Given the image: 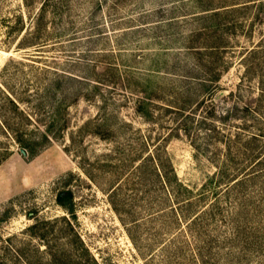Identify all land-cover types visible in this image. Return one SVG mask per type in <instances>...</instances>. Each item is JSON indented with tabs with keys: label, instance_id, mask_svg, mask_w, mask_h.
I'll return each mask as SVG.
<instances>
[{
	"label": "rangeland",
	"instance_id": "374dc122",
	"mask_svg": "<svg viewBox=\"0 0 264 264\" xmlns=\"http://www.w3.org/2000/svg\"><path fill=\"white\" fill-rule=\"evenodd\" d=\"M53 1L60 14L51 24L49 10L46 20L55 46L28 52L15 47L5 22L27 18L42 0H0V72L13 60L87 77L88 85L99 78V88L86 86L67 111L62 138L36 156L22 154L0 131V159L6 157L0 180L7 189L0 200V264H84L89 256L98 264H203L198 248L205 264H264V197L251 191L225 197L222 214L188 228L172 191L152 182L143 166L158 153L195 193L215 172L211 147L199 153L165 108L205 95L199 116L213 105L225 110L239 89L243 102L256 97L264 75L245 76L242 58L264 34V19L255 9L234 12L236 24L204 18L206 9L245 0ZM208 42L223 47L207 55ZM257 69L264 71L263 61ZM211 70L220 78L209 96L186 79H207ZM145 94L152 100L149 121L135 112ZM67 192L70 210L57 202ZM213 201L209 195L195 212Z\"/></svg>",
	"mask_w": 264,
	"mask_h": 264
},
{
	"label": "trees",
	"instance_id": "16d2710c",
	"mask_svg": "<svg viewBox=\"0 0 264 264\" xmlns=\"http://www.w3.org/2000/svg\"><path fill=\"white\" fill-rule=\"evenodd\" d=\"M60 7L53 0H42L34 12H28L27 18L19 14L14 24L5 22L8 23V35L13 37L11 39L17 38L15 47L27 49L28 52H42V49L55 46L51 45L53 34L46 16L50 10L53 17L50 23L53 24L54 17L60 14ZM238 9L249 12L255 9L257 18L264 19V0H245L206 9L208 13L204 18L217 19L224 16L236 24L233 14ZM227 22L217 23L214 29L226 26ZM222 47L218 42H208L202 46L207 55L218 54ZM242 61L246 67L245 76L263 77L264 71L257 68L264 62V34L257 44L246 50ZM23 66L22 62L11 60L0 72V131L33 157L53 140L62 138L68 127L69 107L79 101L81 93H87L86 86L98 89L99 85L95 83L100 80H92L93 83L88 85L90 78L64 70L34 64H29L28 69ZM207 75V79L193 76H186V79L196 80L197 86L202 87L209 96L212 83L220 78V72L211 70ZM260 83L257 96L250 97L249 102L241 100L244 98L241 89L236 95L231 93L230 96L235 98L233 104L221 112L216 111L213 105L208 112L197 116V109L205 104V95L193 105L186 101L178 107L165 108L166 112L174 115L175 130H182L185 135L192 137L199 153L208 155L207 151L211 147L213 151L210 152V159L216 165L215 172L195 193L177 179L169 163L160 158L158 153L156 156L149 154L145 158L143 166L149 167L151 181L159 183L168 193L172 191L183 218L188 217V228L196 224L207 226L215 215L222 214L223 209L219 205L225 197L240 199L247 191L253 194L256 192L261 199L264 197V186L258 187V183L264 181V84L262 80ZM136 101L135 112L149 121L153 117L149 109L152 103L150 96L145 94ZM220 144L223 147L218 146ZM5 158L0 159V165ZM209 195L214 197V201L207 208L195 212L197 204L204 203ZM68 199H71L70 192L57 196L58 204L66 210H70L66 202ZM31 228H36V224ZM83 247V251L88 254ZM198 254L205 264L201 248H198ZM84 264L98 263L89 256Z\"/></svg>",
	"mask_w": 264,
	"mask_h": 264
},
{
	"label": "crops",
	"instance_id": "0c3cea01",
	"mask_svg": "<svg viewBox=\"0 0 264 264\" xmlns=\"http://www.w3.org/2000/svg\"><path fill=\"white\" fill-rule=\"evenodd\" d=\"M0 169H1V165H0ZM6 184L2 183L0 180V200L5 199L6 198Z\"/></svg>",
	"mask_w": 264,
	"mask_h": 264
},
{
	"label": "water",
	"instance_id": "95a60500",
	"mask_svg": "<svg viewBox=\"0 0 264 264\" xmlns=\"http://www.w3.org/2000/svg\"><path fill=\"white\" fill-rule=\"evenodd\" d=\"M20 151H21V153H22V154H24V155H25V151H24L23 149H21Z\"/></svg>",
	"mask_w": 264,
	"mask_h": 264
}]
</instances>
